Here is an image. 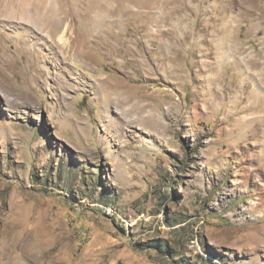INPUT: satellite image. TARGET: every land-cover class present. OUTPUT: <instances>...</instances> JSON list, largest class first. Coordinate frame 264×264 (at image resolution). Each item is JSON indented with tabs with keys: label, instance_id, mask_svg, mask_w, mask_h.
I'll return each mask as SVG.
<instances>
[{
	"label": "rangeland",
	"instance_id": "1",
	"mask_svg": "<svg viewBox=\"0 0 264 264\" xmlns=\"http://www.w3.org/2000/svg\"><path fill=\"white\" fill-rule=\"evenodd\" d=\"M46 4L0 8V264H264V0Z\"/></svg>",
	"mask_w": 264,
	"mask_h": 264
},
{
	"label": "bare ground",
	"instance_id": "2",
	"mask_svg": "<svg viewBox=\"0 0 264 264\" xmlns=\"http://www.w3.org/2000/svg\"><path fill=\"white\" fill-rule=\"evenodd\" d=\"M47 1V6H45L46 7V9H48V10H45V11H49V12H51V13H53V9H52V7H49L48 5H50L49 4V0H46ZM11 2V6L13 7H18V8H21V9H24V11L25 12H27L28 14L29 13H31V11H35V9H36V11H37V8L36 7H38L39 5H40V0H0V8H2V7H4L3 9L5 10V9H7L9 6H8V4ZM45 5V4H44ZM53 5V4H52ZM51 5V6H52ZM8 6V7H7ZM11 7V8H12ZM40 7V6H39ZM108 7V6H107ZM53 8H54V6H53ZM45 9V8H44ZM55 9V8H54ZM108 10L110 11L111 9H110V6L108 7ZM107 10V11H108ZM108 11V12H109ZM112 11V10H111ZM43 12V11H42ZM49 12H48V14H49ZM38 13H40V12H38ZM44 13V12H43ZM43 13H42V15L41 16H43ZM54 15V14H53ZM45 16H46V12H45ZM50 16H51V14H50ZM52 17V16H51ZM36 18H37V16H36ZM103 18V17H102ZM38 19V18H37ZM100 19V18H99ZM98 19V20H99ZM104 21V20H103ZM106 21V20H105ZM43 29H49V30H53V29H56V28H59V26H60V24H59V22L58 21H56V20H54V19H52V18H50V17H46L45 18V20L43 21ZM65 30L66 29H68V28H64ZM64 43V42H63ZM128 113V112H127ZM130 113V112H129ZM126 114V113H125ZM129 119V118H128Z\"/></svg>",
	"mask_w": 264,
	"mask_h": 264
}]
</instances>
